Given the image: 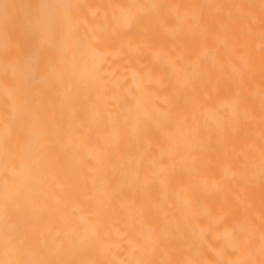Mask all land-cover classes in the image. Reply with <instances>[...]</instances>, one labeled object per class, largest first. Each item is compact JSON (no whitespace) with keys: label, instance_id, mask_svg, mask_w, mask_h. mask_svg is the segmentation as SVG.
Masks as SVG:
<instances>
[{"label":"bare ground","instance_id":"1","mask_svg":"<svg viewBox=\"0 0 264 264\" xmlns=\"http://www.w3.org/2000/svg\"><path fill=\"white\" fill-rule=\"evenodd\" d=\"M0 264H264V0H0Z\"/></svg>","mask_w":264,"mask_h":264}]
</instances>
